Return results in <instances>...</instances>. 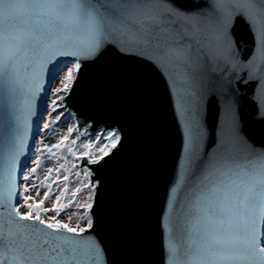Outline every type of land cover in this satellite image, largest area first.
<instances>
[{
    "label": "snow or ice",
    "instance_id": "obj_1",
    "mask_svg": "<svg viewBox=\"0 0 264 264\" xmlns=\"http://www.w3.org/2000/svg\"><path fill=\"white\" fill-rule=\"evenodd\" d=\"M109 54L102 82L135 105L138 142L167 161L158 209L97 174L127 140L118 122L68 111L75 122L55 143L32 133L61 122ZM61 150L97 166L83 168L86 183L64 163L36 182L42 156L66 161ZM127 254L138 258L118 259ZM0 264H264V0H0Z\"/></svg>",
    "mask_w": 264,
    "mask_h": 264
},
{
    "label": "water",
    "instance_id": "obj_2",
    "mask_svg": "<svg viewBox=\"0 0 264 264\" xmlns=\"http://www.w3.org/2000/svg\"><path fill=\"white\" fill-rule=\"evenodd\" d=\"M188 2L196 4L200 0H188ZM234 37L240 51L246 53L247 46L250 43L246 27L242 24L238 25L235 28ZM112 65L113 58L109 54L100 65L89 68L76 95L69 98L68 110L76 113L81 122L90 120L93 126L99 124L103 127L105 124L118 122L120 127L126 129L127 140L120 151L118 159L110 166L99 170L97 174L105 178L110 190L114 181L119 178L122 184L132 186L137 191L148 194L152 198L154 209H158L163 192L167 161L164 157L157 159L145 144L138 142L146 131V126L135 105L125 100L112 86L102 82L103 73ZM128 86L133 87L135 85L133 83ZM242 91L244 95L241 100V107L245 117H247L252 110L251 94L246 88H242ZM161 103L163 104V101ZM41 111H44L43 105ZM216 116V107L212 106L209 112L210 123L215 121ZM45 117L46 114L44 120ZM42 126V123H40L39 127L42 128ZM37 127V123H33L32 133L36 140L41 133L37 132ZM88 131H91V129H88ZM85 159H80L82 161L81 167L86 165ZM86 166L94 170L97 168L95 165ZM149 257L153 261L159 259L158 242L155 236H153ZM135 258L138 257L134 254L118 257V259Z\"/></svg>",
    "mask_w": 264,
    "mask_h": 264
},
{
    "label": "rangeland",
    "instance_id": "obj_3",
    "mask_svg": "<svg viewBox=\"0 0 264 264\" xmlns=\"http://www.w3.org/2000/svg\"><path fill=\"white\" fill-rule=\"evenodd\" d=\"M54 86H59V83L57 82V84L54 85ZM68 111L69 110L65 111V114H64V116L61 117V122L58 125L53 124L50 127V129H44L43 131H41V133L38 136L37 140L43 139L45 141V143L52 144V143L56 142V140L58 139V137L60 135L66 134L67 128L69 126H71L72 123L75 122L71 117H69ZM50 119H51V117H49L46 114L44 122H48ZM75 135L76 134L74 133L73 136L70 137V139H74ZM81 139H85V137H81ZM77 143H79V141ZM77 151L78 152H82L83 149L77 148ZM46 157H47V154L45 153L44 156H42V165L37 170V173H36V176H37L36 182L37 183H40L41 181H43L46 167L55 168V167L58 166L59 163H64L65 167H67L72 173H75L76 171H79L81 173V175L79 177L80 182H83V183L87 182L86 178L83 175V168L84 167H88V166L83 165L81 167L82 161L79 158H74V157H72L71 155H69L67 152H65L63 150H61L59 153H57V157L58 158L66 157L67 158L66 161L64 159H58V160L54 159V160H52L50 162ZM32 159H35V157L33 156ZM73 164L76 165L75 168L72 167ZM55 176H56V173L53 172L52 173V178L55 179ZM62 186H63L62 184H60V185H55L54 184L53 188H52V191L55 193L56 190H57V187H62ZM69 186H70V188L76 186L74 175L70 177ZM40 191H41V195H42V193H43V188L42 187H41ZM85 196H86V192L81 194L80 199L83 200L85 198ZM68 198L69 199L71 198L70 195H69ZM51 204H52V199L51 198L48 201L45 202V206L46 207H50ZM52 214L53 213H49V215H52ZM61 215H63V214H61ZM65 219H67V218L65 217ZM74 222H75V217H74Z\"/></svg>",
    "mask_w": 264,
    "mask_h": 264
}]
</instances>
